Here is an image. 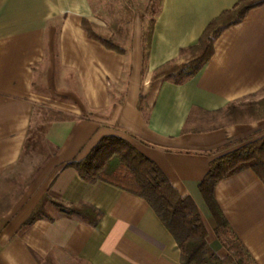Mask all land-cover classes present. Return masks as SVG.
Here are the masks:
<instances>
[{
	"label": "crops",
	"instance_id": "1",
	"mask_svg": "<svg viewBox=\"0 0 264 264\" xmlns=\"http://www.w3.org/2000/svg\"><path fill=\"white\" fill-rule=\"evenodd\" d=\"M239 1L160 0L148 39L143 26L135 28L121 53L85 28L102 27L107 1L0 0V181L21 163L43 111L57 117L45 124L52 152L35 178L20 196L0 197V264H182L176 240L145 199L86 181L67 166L109 136L130 142L182 197L192 198L212 249L223 264H238L199 186L214 160L264 135V117L217 121L230 105L264 91V5L220 34L195 77L175 84L154 73L197 45ZM214 196L227 231L253 264H264V183L244 170L219 182ZM45 198L94 208L97 225L51 203L47 217L27 225Z\"/></svg>",
	"mask_w": 264,
	"mask_h": 264
},
{
	"label": "trees",
	"instance_id": "2",
	"mask_svg": "<svg viewBox=\"0 0 264 264\" xmlns=\"http://www.w3.org/2000/svg\"><path fill=\"white\" fill-rule=\"evenodd\" d=\"M263 5L264 0H240L233 9L222 13L208 26L197 45L182 50L179 59L157 69L154 79L181 84L195 77L213 57L215 42L220 34L242 22L250 10ZM85 28L91 39L110 50L125 52V47H118L103 38L92 25L85 23ZM229 109L235 110L236 105H230ZM240 123L244 122L231 124ZM67 166L74 168L86 181H103L145 199L176 240L181 250L182 264H223L221 257L208 243L207 229L193 199L182 197L162 170L127 140L115 136L105 137L86 159L73 161ZM248 169L264 183V135L214 160L199 186L216 222L219 236L221 230L229 229V224L215 199V187L219 182ZM49 203L61 213L85 217L92 225H97L99 213L94 208L87 205L68 207L49 198L43 200L27 225L47 217L46 206Z\"/></svg>",
	"mask_w": 264,
	"mask_h": 264
},
{
	"label": "rangeland",
	"instance_id": "3",
	"mask_svg": "<svg viewBox=\"0 0 264 264\" xmlns=\"http://www.w3.org/2000/svg\"><path fill=\"white\" fill-rule=\"evenodd\" d=\"M108 3L109 13L103 19V24L97 31L116 46L125 47L129 34L139 26L144 27L146 39L151 33L153 18L156 15L160 0H140V4L133 0H104ZM95 30V29H94ZM251 101L241 102L236 105L235 110H226L217 121L220 124H231L232 122H250L264 117V91L252 98ZM57 118L46 110L43 111L42 119L35 125L31 132V141L25 152L21 163L3 176L0 183V197L2 199H14L20 196L26 186L31 183L39 172L43 162L50 156L52 150L45 144L44 134L46 125L50 120ZM213 122V121H212ZM215 123V122H213ZM217 124V123H215ZM221 240L224 242L230 254V259L238 264H253L251 258L239 246L237 241L226 230H221ZM46 264H56L52 261ZM57 264H82L78 261L64 260Z\"/></svg>",
	"mask_w": 264,
	"mask_h": 264
}]
</instances>
